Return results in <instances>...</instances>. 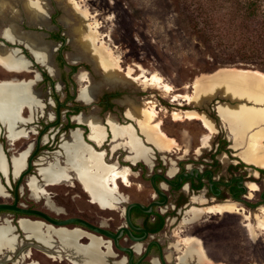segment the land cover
<instances>
[{
  "label": "rangeland",
  "instance_id": "rangeland-1",
  "mask_svg": "<svg viewBox=\"0 0 264 264\" xmlns=\"http://www.w3.org/2000/svg\"><path fill=\"white\" fill-rule=\"evenodd\" d=\"M46 1L49 9L48 15L51 17L47 29L42 27L43 25H34L27 20V12L24 8L26 0H0V36L7 23L15 24L19 28V31L30 30L36 35L38 33H45L47 37L44 39L49 41L48 35L50 34H65V39H69V41L62 48L63 61L65 63L63 78L66 79L68 77V67L74 66L76 71L69 78L77 84L78 94L80 89L86 85H90L89 83L94 85V89L98 94L119 90L120 99L111 105L113 107L112 113L118 119L120 117L124 118V114H127V112L133 113L136 109L148 111L150 110L149 107L153 105V118L149 116L145 126L144 123H140L137 120L136 115H134V118H130L131 120L126 121L128 124L131 123L133 127H138L139 132L143 135L142 139L146 140V137L148 139V135L154 133L151 127L157 126L162 136H166L174 141L173 148L159 154L162 163L172 162V165L175 166L174 163L181 160L187 162L188 160L196 161L203 159L201 163L210 165L211 160H213L216 168V177L218 176L220 180H227L229 178L228 173H230L229 167L231 166L234 168L235 175L243 176L247 183L253 182L259 188H261V185L264 186V173H259L256 170L261 168L247 165L240 160L238 153L243 148L239 150L232 148L233 141L231 138L230 141L228 140L227 127L216 113V107L219 104H227L232 107L239 104L258 105L243 99H230L223 96L220 92L215 93L209 99L199 101V104L194 103L195 87L199 79L208 77V75H212L221 69L257 71L264 74L263 63L224 64L225 62L221 60L229 58V44L224 42L223 46H216L215 42L217 38L225 41L230 39V36H197L191 29L188 21L189 14L185 11L186 8L182 0ZM73 4L78 6V10L73 7ZM85 10L87 14L83 16V18H86L83 20L79 17V13ZM205 10L210 9L206 7ZM28 22L31 26L28 25ZM94 25H96L95 30L99 34V40L96 44L102 43L111 49V52L113 51V55L118 59L121 71L128 73L131 81L123 83L122 81L107 82L104 80L105 75L103 71L95 66L88 54L78 44L76 37L79 35L76 31L82 30L85 34L87 29L93 31ZM202 40H205V42ZM42 69L46 72L44 67ZM152 73L161 76V83L170 88L168 92L153 88L148 82H144L146 77L148 76L147 78H149ZM32 75L33 73L30 72L21 73V77L24 79L31 80L33 78ZM82 75L86 77L85 81L80 80ZM13 76H8L5 70L0 67V81ZM48 76L53 82L57 81L55 73L50 72ZM70 80H68L69 83ZM36 81L37 79L35 78ZM43 85V96L44 98L48 97L46 101L42 100L45 106L43 111L52 113L55 105L54 100L51 98L49 82L45 80ZM54 86L55 90L53 93L61 101L60 85L56 82ZM68 87L71 89V84H68ZM45 90L47 93H45ZM48 101L50 104H47ZM15 108L14 112L16 115L20 108ZM22 111L23 116H27L28 110L22 109ZM187 111H194L197 114L188 116ZM200 113L210 118L216 127V134L213 136L208 149L201 147V138L207 133L202 122L197 119H191L199 118ZM106 117L107 119L110 118V114H107ZM0 121L6 130L5 133L2 131V134H0V144H6L7 141L10 146L20 148L23 144L28 143V147L21 152H29L32 143L35 141V135H31L30 133L29 140H19V142L13 143L7 137L8 129L5 122ZM120 123L126 125L124 121ZM115 144L113 143L112 148L116 147ZM117 145L119 144L117 143ZM123 146H125V142ZM61 147L64 151L66 162L63 167L56 162H49L37 165V169L40 167L45 168L46 174H56V172L62 169L64 172L63 176L43 179L38 174L37 169V174L32 173L30 176H37L44 184L49 185L61 180L68 181L69 185L58 186V191L60 193H72L75 196L74 203L76 209H83L85 206V196L77 183L72 185L71 177H73V172L70 167H66L68 164H81L80 157L71 155L68 146ZM148 151L146 149L147 157L149 156ZM20 153L11 155V157H17ZM222 153L226 156L225 161L219 158V155ZM132 156L130 159H132ZM38 162L41 161L38 160ZM262 170L264 171V169ZM128 173L130 174L129 169ZM128 178L131 182L137 183V185H132L129 188L123 187L124 193H133V197L148 195L149 188L147 182H140L134 176L128 175ZM42 187L40 192H43ZM44 188L47 191L51 190L50 186ZM139 188L141 191H138ZM27 189L32 195L40 193L33 194L28 186ZM257 194L258 192L249 191L250 197L254 198ZM187 199L190 202V198ZM114 200L115 198L109 199L108 196L105 197L104 201L106 203L104 206L110 205L113 203L111 201ZM201 202H205L202 196H200L199 202L193 203L192 201L189 205L199 207L203 211L202 214L193 217L188 211L187 215L182 217L179 225L175 223L170 226L174 228L175 225H178L174 229L175 231L170 232V235H174L169 240L171 245H173L171 248L172 257L177 256L179 262V257L184 251L182 239L192 236L201 241L204 253H206L205 255H207L206 257L209 260L208 264H264V206H261L254 213L250 212L248 214L249 210L243 204H235L234 202H230V200L229 202L213 201L207 204H202ZM219 203L237 205L236 207L242 208V211L240 213H225L223 215H213L204 212V207ZM188 208L189 206L185 210ZM246 224H248L250 229L247 228ZM180 229H185V231L182 232Z\"/></svg>",
  "mask_w": 264,
  "mask_h": 264
},
{
  "label": "flooded vegetation",
  "instance_id": "flooded-vegetation-1",
  "mask_svg": "<svg viewBox=\"0 0 264 264\" xmlns=\"http://www.w3.org/2000/svg\"><path fill=\"white\" fill-rule=\"evenodd\" d=\"M50 19L51 17L48 15L47 22L42 27L47 29ZM27 20L31 24L38 25L31 22L28 17ZM29 22L28 25H30ZM20 33L40 36L43 42H48L53 47L54 51L50 57V64L53 73L56 75V82L60 85L59 91H61L62 99L59 101L53 93L55 90L54 83L56 82H53L48 76V73L51 72L50 69L42 64L29 62L28 72L33 73L31 79L34 81L33 90L38 93L41 101H46L48 97L44 98L43 96V83L45 80L48 81L55 108L52 113L37 112L34 119L28 124L25 122L20 123L21 121L15 119L14 130L25 129L27 133L31 132V135H35V140L41 132H43L41 140L47 136L45 144L41 141L37 150L33 147L28 152L25 163L35 152L31 161V169L28 174L22 177L17 192H15L17 177L11 176L9 159L11 155L25 150L29 144L25 143L20 148L10 146L7 141L6 144H0V152L6 159L8 170L6 176L0 174V184L5 191V195L0 196V204L16 205L17 208L39 213L0 210V227L4 225L9 227L7 237L11 240L9 243L0 244V264H80V259L75 255L74 250L86 254L94 253L93 260L97 264H180L177 256H171L173 245L169 240L174 235H170V232L178 227L182 217L186 216L192 207L189 205L190 202L192 203V196L197 197L199 195V198L202 196L205 201L202 204L213 201L229 202V200L236 204H243L249 210L248 214L250 212L254 213L261 206H264V186L258 187L259 189L256 191L258 194L254 198L250 197L247 182L241 176L243 178L241 184L246 187V193L243 195V189L239 187L238 179H234L235 176L240 175H235L234 168L230 166L229 178L220 180L218 176L216 177L213 160H211L210 165L201 163L203 159L188 160L187 162L181 160L175 162V166L172 165V162L162 163L159 154L166 151L160 150L152 139L149 140L147 137V141L142 139L143 135L139 132L138 127H133L129 123L134 129L136 137L141 139V145L149 150L146 162L143 160L132 162L130 160L132 152L123 146L125 139H113L106 123L107 114H110V118L113 117L120 126H122L120 122L124 121L127 125L126 120H131L126 114L123 116L124 120L122 117L119 119L114 117V113H112L113 107L111 105L120 99V91L97 93L90 105L85 104L77 98V84L69 78L72 73H75L76 68L69 66L68 77L63 78L65 63L62 48L69 41V39H65V34H50L48 35L49 41L44 39L47 37L45 33L36 35L30 30H21ZM20 46L19 56H23L27 61H34L31 52L27 50L25 45L21 43ZM4 50L12 51L9 45L5 46ZM42 67L47 73L44 72ZM5 72L8 76L14 75L12 78L16 77V81L28 80L21 77V74ZM35 78L37 79L36 82ZM9 80L10 78L5 81L9 82ZM68 80H70V83ZM68 84H71V89ZM45 93H47L46 90ZM47 104H50V102L48 101ZM22 112L19 109L17 115L24 118ZM90 117L99 121L104 127L105 137L100 146H97L88 138L89 128L87 124L79 121V119L85 120ZM16 124L18 127H15ZM2 131L6 132L0 123V134ZM75 131H78L79 139L84 146L97 153H103L102 160L105 164H116L118 168L125 166L130 171L129 176H134L140 182H147L148 195L133 197V193H124L123 187L125 185L118 179L116 192H114L115 200L108 206H100L91 199L89 194L83 191L78 181L71 177L72 185L77 183L85 196L83 209H76L75 196L69 192L60 193L57 188L60 185L68 186V183L44 184L37 176L36 180L39 185L43 186V192L37 195L29 193L26 183L27 178L32 173H36L37 165L56 162L58 165L64 166L66 162L61 146L68 141L70 134ZM113 143H116L115 148H112ZM38 160L41 162H38ZM25 169L26 166L21 172ZM170 169L173 170V173H169ZM189 172L192 173V177L189 179L181 178L178 183V175L180 173L188 174ZM151 177H153L154 186L165 198L156 194L150 182ZM162 177L166 178L170 184L166 183ZM128 183V186H125L126 188L137 185V183L131 182L130 179ZM138 185L144 187L141 184ZM48 186H50V191L44 188ZM138 191H141V189L139 188ZM187 198H190V202ZM241 199L245 203L241 202ZM132 203H139L144 207L149 204L152 205L149 212H143L135 206L130 207L128 217L131 225H128L125 209ZM187 206L189 208L185 210ZM70 218H80L107 234L78 223H68L61 226L56 223ZM20 222H25L28 226L23 228ZM175 223H178V225L171 228L170 226ZM180 231L183 232L185 229H180ZM74 233H76L75 238L73 237ZM112 236H115V239ZM92 240L95 242L93 250L90 248Z\"/></svg>",
  "mask_w": 264,
  "mask_h": 264
},
{
  "label": "bare ground",
  "instance_id": "bare-ground-1",
  "mask_svg": "<svg viewBox=\"0 0 264 264\" xmlns=\"http://www.w3.org/2000/svg\"><path fill=\"white\" fill-rule=\"evenodd\" d=\"M46 2V0H26L24 8L27 12V17L31 22L38 25H45L48 19L47 14L49 10ZM73 7L78 10V6L76 4H73ZM86 14V10L83 12L81 11L79 13V17L84 20L85 17L83 18V16ZM95 28L96 25H94L93 31H89L87 29L85 34L82 32V30L76 31V33L79 35L76 38L82 50L88 54L89 58L95 64V66L103 71L105 75L104 80H106L107 82L122 81L123 83H125L129 80L131 81L128 73H123L121 71L118 65V59L113 55V51L111 52V49H109L102 43L99 45L96 44V42L99 40V34L95 30ZM2 34L4 35V38L9 42L15 41L23 43L27 50H29L35 56L38 63L46 66L48 69H50L51 72H53L52 66L50 64V57L53 52V47L48 43L43 42L40 36H31L30 34L23 35L20 33L19 28L13 23H7V26L5 27ZM0 67L5 71L10 72V74L14 73L18 75L23 72H28L30 68L29 62L24 59L23 56H19V54L16 53V50L9 52L4 50L2 46H0ZM147 77L144 82H148L151 87L160 89L164 92H168L170 90L167 85L161 83L162 78L158 74L152 73L149 78ZM15 78L11 77L9 82L5 80L0 81V120L5 122V125L8 129L7 137L13 143L16 141L19 142V140H29L31 136V132L27 133L25 129L14 130L15 119L21 121L20 123H31L32 119H34L35 117V114L37 112H40L41 110L43 111L44 109V105L38 93L33 90L34 88L32 89L34 81L30 79L24 81H16ZM80 80L85 81L86 77L82 75L80 77ZM93 88L94 87L92 86L82 87L79 91V99L84 102L90 101L92 98ZM218 88H222L225 94L230 92L233 98L238 96L243 97L244 99V97H246L249 101L252 100L253 103L260 105L251 106L250 108L246 107V105H244L245 107L237 106L238 108L230 107V112L228 111L227 105H225L220 107L219 111L222 115V120L223 118H225V120L230 119V132L236 138L238 136H242L246 132H249L253 127L263 125V127H260V129L256 131L257 133L254 132L251 134L250 138H252L253 143L252 145H249V143L247 144L249 145L248 149H246V152L241 155V160L248 164H254L258 168L264 169V148H258V145H260L261 141H264V106H261L260 104L264 103V74H255L250 71L244 72L222 70L220 71V73H217V75L215 74L212 76L201 78L197 81L195 87L194 103L199 104V101L205 98H210L212 95H214V92L217 91ZM13 107H19L21 110L27 109V116L22 118L19 117L17 113L15 115L14 110L16 108L14 109ZM153 108L154 107L152 105L151 107H149L150 110L148 111L145 109H136L133 113L127 112L126 116L134 118V115H136V117L138 118L137 120L140 123H144L145 126L149 116L153 118ZM187 114L188 116H194L197 113L194 111H187ZM199 118L205 127L210 129L212 132L215 131L213 123L206 115L200 113ZM79 121L87 124L89 128L88 138L97 146H100L105 137L104 127L100 124V122L95 120L93 117L85 120L79 119ZM106 123L110 129L113 139H125V147L129 149L133 155L132 159H130L132 162L138 160H143L146 162L148 160L146 148L141 145L139 138L136 137L134 129L130 124L120 126L116 123L113 117L106 119ZM151 129L152 132L157 134L156 136H159V134L157 133V126H152ZM154 133L152 135H148L149 140L155 137ZM46 138L47 136L43 137L42 139V142H44V144L46 142ZM62 146H68L71 155H73L74 157H80L81 164H68L66 167L71 168L73 177L78 181L83 191L89 194L91 199L98 205L104 206L106 203L104 199L107 196L109 199H114V192H116V182L118 179L121 180L125 186H128V168H118L116 164H105L102 160L103 153H97L92 149H89L87 146H84L79 139L78 131L72 132L68 141L62 144ZM169 146V143H167L168 148ZM237 146H241V143ZM201 147L204 149L209 148L210 139H202ZM253 149H255V151H252ZM27 155L28 152L25 151L21 152L17 157L10 158V173L14 178H16L19 172H21L24 168ZM220 159L222 161H225L226 156L222 155L220 156ZM7 171L6 159L0 152V174L2 176H6ZM37 171L38 174L43 177V179L58 178L60 176H63L64 174L62 169L56 172V174H46L45 168L42 167L38 168ZM169 173H173V170L170 169ZM26 183L29 190L33 194L41 191V186L38 184L36 177H28ZM57 183L67 184L68 181L61 180ZM247 186L250 192H256L259 189L258 186L253 182L247 183ZM3 195H5V191L0 184V196ZM192 201L193 203L199 202V197H193ZM236 206L230 203H219L204 207V212L213 215H223L225 213H240L242 211V208ZM202 213L203 211L200 208L191 207L189 209V214H191L193 217L199 216ZM20 224L23 228H26L28 226L25 222H20ZM246 226L248 229H250V227H248V224H246ZM8 231L9 227L7 225L0 227V244L9 243L11 241L7 237ZM73 237H76V233L73 234ZM182 245L184 246V251L179 257L180 264L209 263V260L206 257L207 255H205L206 253H204V249L202 248L201 241L196 239V237H185L184 239H182ZM90 248L91 250L95 248V242L93 240L91 241ZM74 253L79 257L80 264H97L93 260L95 257L94 253L86 254L84 252L81 253L76 250H74Z\"/></svg>",
  "mask_w": 264,
  "mask_h": 264
},
{
  "label": "trees",
  "instance_id": "trees-1",
  "mask_svg": "<svg viewBox=\"0 0 264 264\" xmlns=\"http://www.w3.org/2000/svg\"><path fill=\"white\" fill-rule=\"evenodd\" d=\"M191 29L197 36L217 38L216 46L229 44L224 64H264V0H182ZM210 10H205V8ZM205 42V40H202ZM264 173L262 169H256Z\"/></svg>",
  "mask_w": 264,
  "mask_h": 264
},
{
  "label": "water",
  "instance_id": "water-1",
  "mask_svg": "<svg viewBox=\"0 0 264 264\" xmlns=\"http://www.w3.org/2000/svg\"><path fill=\"white\" fill-rule=\"evenodd\" d=\"M47 16H48V14H47ZM20 44H21V43H19V42H15V41H11V42H9L8 40H6V39L4 38V35H3V34L1 35V38H0V46H2L3 48H5V46L9 45L12 51H13V50H16V53H19V50L21 49ZM11 50H10V51H11ZM31 55H32L34 61H28V62L38 63L37 60H36V58H35V56H34L32 53H31ZM89 84H90V85H86V86H92V87H94V85H93L92 83H89ZM32 86H33V85H32ZM32 89H33V87H32ZM96 94H97V91L93 88V91H92V98H91V100L88 101V102H84V101H83V102H84L85 104H87V105H90V104L92 103V101L95 99ZM78 95H79V94H77V98H79ZM41 111H42V110H41ZM15 127H18V125L16 124ZM42 134H43V132H41V134H39V135L37 136L35 142L32 143V146L30 147L29 151H30L33 147H35L36 150L38 149V147L40 146L41 141H42V140H41V136H42ZM34 154H35V152H34V153L28 158V161L25 163L26 169H25L23 172H19V174L17 175V183H16V186H15V192L18 191V186H19V183H20L22 177H23L24 175H26V174L29 173V171H30V169H31V161H32V159H33ZM25 166H24V167H25ZM195 172L197 173L196 170H195ZM202 175H203V174H202ZM191 177H192V173H191V172H189L188 174H186V173H180V174L178 175V183L181 181V178L189 179V178H191ZM162 178L165 180L166 183L170 184V182H169L166 178H164V177H162ZM234 179H238V181H239V187L243 189V193H242V194L245 195V193H246V187H245L244 184H243V185L241 184V183L243 182V178H242L241 176H235ZM150 182H151V184H152V186H153V188H154L156 194H158V195H160V196H162V197L165 198V196H164L159 190H157V188L154 186V183H153V177H151ZM240 184H241V185H240ZM240 201L243 202V203H245V201L242 200V199H241ZM151 205H152V204H149V205H147L146 207H144V206H142V205L139 204V203H132V204H129V206H127L126 209H125V217H126V221H127L128 225H131L130 222H129V217H128V211H129L130 207L135 206V207L139 208V209H140L141 211H143V212H149L150 209H151ZM163 205H164V204H163ZM0 210H15V211H18V212H29V213H37V214H39L38 212H34V211H26V210H23V209L17 208L16 205H7V204H0ZM56 223L59 224L60 226H61V225L68 224V223H78V224H81V225H84V226L90 227L91 229L96 230V231H98V232H100V233H104V234L106 233V232H104V231H102V230H100V229H98V228H96V227H94V226L89 225L87 222H85L84 220H82V219H80V218H70V219H67V220H64V221H60V222H56ZM106 234H107V233H106ZM112 237H114V239H115V236H112Z\"/></svg>",
  "mask_w": 264,
  "mask_h": 264
},
{
  "label": "crops",
  "instance_id": "crops-1",
  "mask_svg": "<svg viewBox=\"0 0 264 264\" xmlns=\"http://www.w3.org/2000/svg\"><path fill=\"white\" fill-rule=\"evenodd\" d=\"M222 70H226V71H231V70H234V71H246V70H239V69H221V70H219V71H217V72H215V73H213L212 75H217V73H220V71H222ZM250 72H252V73H255V74H257V73H259V74H263V73H260V72H257V71H250ZM212 75H208V76H212ZM217 92H220V93H222V95L223 96H226V97H229L230 99H243V97H235V98H233L232 97V95L230 94V92H228L227 94H225L224 92H223V89L222 88H218L217 89V91H215L214 92V94L215 93H217ZM224 93V94H223ZM213 96V95H212ZM211 96V97H212ZM210 97V98H211ZM245 98L246 97H244V99L243 100H245ZM205 99H209V98H205ZM246 101H248V102H251V103H253V101L251 100V101H249L248 100V98H246ZM261 105H264V103L262 104V103H260ZM225 105H227V104H219V105H217V107H216V113H217V115L219 116V118H220V120L222 121V122H224L225 123V125H226V127H229V128H227V131H228V135H227V137H228V140L230 141V138L232 139V141H233V145H232V148H234V149H236V150H239V149H242L239 153H238V157L240 158V160L242 159V154L243 153H245L246 152V149H248V146L249 145H252V143H253V141H252V138H250V136H251V134L252 133H254V132H256V131H258L259 129H260V127H263V125H258V126H256V127H253L249 132H246V133H244L242 136H238L237 138L236 137H234L233 136V134L230 132V119H226L225 120V118H223V120H225V121H223L222 120V115L220 114V111H219V108L220 107H222V106H225ZM245 104H239V105H236V106H229V105H227V107H228V111L230 112V107H232V108H238L237 106H239V107H245L244 106ZM258 106H260V105H258ZM246 107H251L250 105H246ZM219 113V114H218ZM191 119H197V120H199L200 122H202L201 120H200V118H191ZM210 119V118H209ZM211 120V119H210ZM211 122L213 123V121L211 120ZM227 124H229V125H227ZM202 125H203V123H202ZM204 126V125H203ZM213 126L215 127V125H214V123H213ZM204 129L207 131V133L201 138V144H202V139H204V138H209V136L211 137L210 138V145H211V140H212V138H213V136L216 134V127H215V131H211L210 129H208L207 127H205L204 126ZM158 134H159V136H156L157 134H155V137L154 138H152V141H153V143L160 149V150H164V151H169L170 150V148H173V145L175 144L174 143V141L172 140V139H170V138H168V137H166V136H162V134L160 133V130L158 129V132H157ZM257 133V132H256ZM208 135V136H207ZM161 137V138H160ZM233 137V138H232ZM240 139V140H239ZM239 140V141H238ZM242 140V141H241ZM241 141V142H240ZM244 141V142H243ZM161 143V144H160ZM167 143H169V148L167 147ZM240 143H241V146H242V144H243V146L241 147V146H237V145H240ZM249 143V145H247ZM161 145V146H160ZM246 146V147H245ZM239 147V148H238ZM258 148L259 149H261V148H264V141L262 140L261 141V143H260V145H258ZM208 149V148H207ZM252 151H255V149H253ZM222 155H225V154H220L219 155V158H220V156H222ZM242 162H244L243 160H241ZM244 163H246V162H244ZM247 165H251V166H254V167H256L254 164H248V163H246ZM5 175V174H4Z\"/></svg>",
  "mask_w": 264,
  "mask_h": 264
}]
</instances>
